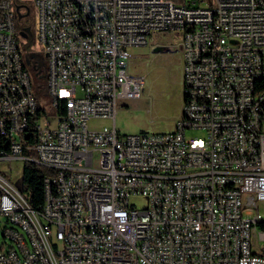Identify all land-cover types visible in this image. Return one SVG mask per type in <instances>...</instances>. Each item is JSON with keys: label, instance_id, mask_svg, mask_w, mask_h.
<instances>
[{"label": "built area", "instance_id": "2783aa9c", "mask_svg": "<svg viewBox=\"0 0 264 264\" xmlns=\"http://www.w3.org/2000/svg\"><path fill=\"white\" fill-rule=\"evenodd\" d=\"M34 7L53 107L43 122L16 11L0 0V264H264V0ZM165 32L177 41L155 40ZM142 47L182 54L174 129L91 128L142 95L127 67ZM17 159L46 169L48 205L28 207Z\"/></svg>", "mask_w": 264, "mask_h": 264}, {"label": "rangeland", "instance_id": "374dc122", "mask_svg": "<svg viewBox=\"0 0 264 264\" xmlns=\"http://www.w3.org/2000/svg\"><path fill=\"white\" fill-rule=\"evenodd\" d=\"M31 2L34 0H23ZM35 10V7H34ZM36 26V15L33 16ZM34 26V28H35ZM178 36L175 33H160L155 37L156 41L175 42ZM21 50V49H20ZM34 58L38 60L41 77H37L34 66L27 61L24 56L26 68L32 81V91H36L38 107L45 110L40 116V121L53 117L52 96L47 93V59L41 50V44L35 33L33 44ZM128 70L131 73L144 77L143 93L140 97L130 98L119 104L115 113V118H94L90 120L91 128L100 129L103 126H115L121 133L162 132L171 131L175 127L177 119L182 114L184 105L183 99V60L180 51L155 52L149 47L134 48L132 55L128 59ZM44 75V76H43ZM199 129L188 130L187 134H202ZM24 160L17 159L13 162V171L10 172L12 178L22 175V165ZM7 168V167H6ZM18 179V178H17ZM140 206L142 198L136 199ZM5 216L0 215V246L8 242V238L3 235Z\"/></svg>", "mask_w": 264, "mask_h": 264}, {"label": "trees", "instance_id": "16d2710c", "mask_svg": "<svg viewBox=\"0 0 264 264\" xmlns=\"http://www.w3.org/2000/svg\"><path fill=\"white\" fill-rule=\"evenodd\" d=\"M17 0H12V6L15 10V4ZM23 1V0H21ZM25 2V1H23ZM29 5L31 11L28 15L27 21L31 25L32 33L27 35L26 37L22 36L19 31L24 26L25 22L22 19L18 18L15 13L14 21L15 27L19 42V48L21 49L22 57L26 56L29 62L34 66L35 73L37 77H41L40 67L38 65V60H31L36 57L33 52V44L35 42V28L33 16L35 14L34 5L31 2H26ZM24 59V58H23ZM26 66V64H25ZM44 76V75H43ZM32 84V81H31ZM33 85V84H32ZM37 92H34L35 98H37ZM40 107H37V112H39ZM46 173V169L42 167L36 161H28L23 165V176H22V188L21 192L24 196L29 200V202L34 206L38 207L43 204L44 201V174Z\"/></svg>", "mask_w": 264, "mask_h": 264}, {"label": "water", "instance_id": "95a60500", "mask_svg": "<svg viewBox=\"0 0 264 264\" xmlns=\"http://www.w3.org/2000/svg\"><path fill=\"white\" fill-rule=\"evenodd\" d=\"M21 5H23L24 7H26L27 13L30 11V7L26 3H24V4H15V11H16V14H17L18 18H21L22 15H23V13L20 12V6ZM19 33L22 36L26 37L28 34H31L32 33V28H31L30 25H26L25 27L21 28V30L19 31Z\"/></svg>", "mask_w": 264, "mask_h": 264}, {"label": "bare ground", "instance_id": "6f19581e", "mask_svg": "<svg viewBox=\"0 0 264 264\" xmlns=\"http://www.w3.org/2000/svg\"><path fill=\"white\" fill-rule=\"evenodd\" d=\"M52 199L51 184H44V201L41 206L48 205ZM28 207H34L27 199Z\"/></svg>", "mask_w": 264, "mask_h": 264}, {"label": "flooded vegetation", "instance_id": "af4514ba", "mask_svg": "<svg viewBox=\"0 0 264 264\" xmlns=\"http://www.w3.org/2000/svg\"><path fill=\"white\" fill-rule=\"evenodd\" d=\"M16 3H17V4H24L25 2H23V1H21V0H17ZM30 11H31V9H30ZM30 11L27 13V9H26V7H24L23 5L20 6V12L23 13V15H22V17H21L20 19H22L23 22H25V24H24L23 27H25L26 25H30V24L28 23V21H27V18H28V15H29ZM25 13H26V14H25ZM30 26H31V25H30ZM23 27H22V28H23ZM20 30H21V29H20ZM28 35H29V34H28ZM34 59L36 60V58H32L31 60H34Z\"/></svg>", "mask_w": 264, "mask_h": 264}]
</instances>
